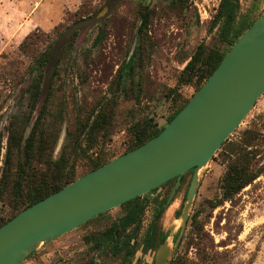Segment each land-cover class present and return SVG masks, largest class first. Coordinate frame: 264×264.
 I'll return each mask as SVG.
<instances>
[{
    "label": "rangeland",
    "instance_id": "1",
    "mask_svg": "<svg viewBox=\"0 0 264 264\" xmlns=\"http://www.w3.org/2000/svg\"><path fill=\"white\" fill-rule=\"evenodd\" d=\"M219 3L220 0H189L188 8L182 10L172 0H0V170L10 118L14 114L20 116L27 109L23 92L31 77L27 74L31 55L44 47L43 40L48 35L49 41L57 39L53 60L69 37L71 30L67 28L78 18L75 11L80 6L90 19L76 25L78 36L68 57L56 69L50 98L49 117L59 109L64 111L52 156L56 158L64 147L66 152L70 151L67 129L77 134L79 119L84 120L106 101L115 100L108 134L99 135L93 148L86 151V157L75 158L77 174L87 171L89 159L96 155L107 158L120 155L130 144L133 124L151 119L158 126L164 125L176 107L174 90L184 98L193 93L191 85L176 88L178 75L199 43L208 49L225 50L226 45L217 35L218 26L210 28ZM238 3L241 17L264 12V0H238ZM139 4H147L153 13L143 44L136 53L134 76L126 81L122 91L116 87L115 77L126 53L129 51L130 56L137 47ZM99 12L103 14L96 19ZM101 28L104 29L101 41L91 46ZM29 34L35 40L32 53L27 56L19 51V44ZM11 59L16 63L12 73H21L25 82L19 83L17 76H8L7 62ZM52 70L50 64L37 108L47 91ZM247 129L261 139L253 146L257 150L255 167L261 169L260 174L231 200L211 208L209 201L221 197V177L241 147L242 132ZM225 141L200 169L187 224L171 260L177 257L190 264H264V91ZM190 177L191 174H186L184 183L170 203H165L158 220L156 235H165L170 244L180 225L179 214ZM171 187L164 185L148 196L145 193L140 196L145 206L136 232L131 227L123 233L113 228L127 211L119 205L41 245L18 264H152L156 245L144 250L142 239L158 208L154 198L165 196ZM10 212L11 202L5 195L0 200V216L6 217ZM112 229L116 237L109 235ZM117 237H128L129 249L133 250L128 260L115 245L120 240Z\"/></svg>",
    "mask_w": 264,
    "mask_h": 264
},
{
    "label": "trees",
    "instance_id": "2",
    "mask_svg": "<svg viewBox=\"0 0 264 264\" xmlns=\"http://www.w3.org/2000/svg\"><path fill=\"white\" fill-rule=\"evenodd\" d=\"M172 3L182 10L189 6V0H172ZM238 11V0H220L219 7L210 24V28L218 26L217 35L219 40L226 45L225 50H221L217 47L208 49L203 43H199L190 59L180 71L176 86L177 88L182 85H191L194 87L193 93L189 97L184 98L174 90L176 107L167 117L164 125L158 126L156 123H152L151 119L133 124L130 127L132 133L130 144L121 154L138 147L157 135L207 80L241 33L247 29L257 17L264 13H248L241 17L238 15ZM137 12L139 20L136 29V38L138 40L137 47L136 49L134 48L130 56H128L129 51L126 53V56L118 67L115 77V85L122 91L125 90L126 81L132 80L134 76L137 66L135 63L136 53L143 44L153 9H150L147 4H139ZM75 14L78 15V18L74 19L67 28L71 30L70 35L62 43L53 60L52 54L57 39L55 38L49 41L48 35H45V40H43L45 43L44 47L36 55H31V62L27 67V74L31 75V77L29 81L26 82L23 92L27 98V109L20 116L16 114L12 115L7 126V144L0 170V200L3 199L5 195L8 196L11 202V212L6 217L0 216V226L22 209L114 158V156L107 158L105 155H96L93 159H89L90 165L87 171L81 174H77L75 171V158L86 157V151L93 148L99 135L102 134L103 136L108 134L112 126L113 103L115 99H111L110 102L106 101L102 106L99 105L98 108L88 114L84 120L79 119L77 126L79 132L77 134H73L67 129L66 135H68V140L71 141L70 151L66 152L64 147L56 158L52 156V152L59 137L64 113L62 109H59L54 116L49 117V104L55 83L54 78L58 73L56 69L60 63L68 57L75 39L78 36L79 30L76 25L90 19V15H85L83 6H80L75 11ZM56 28L57 27L54 28L53 32H55ZM61 32H59L60 35L62 34ZM103 34L104 29L101 28L94 37L91 46H97ZM60 35H58V37ZM34 40L33 34L27 35L19 44V51L22 54L30 56ZM14 61V59H11L7 62V68L9 70L8 76H17L19 83H23L25 79L21 73H12V69L16 67ZM50 64L53 70L47 81V91L43 101L37 108V102L42 93L46 80V72L49 70ZM260 140V136H256V133L250 129L242 132V137L239 142L241 147L228 162L220 180L221 197L218 201H209L211 208L218 206L224 201L231 200L239 191L258 177L261 169L255 167L254 157L257 155V150L253 148V146H257ZM1 142L2 134L0 133V156L2 149ZM225 142L226 141H223L220 146L224 145ZM191 172L192 170H189L181 177L180 185L184 183L186 174H191ZM174 181L175 178L168 180L145 193V196L155 192L159 187L164 185L170 188ZM188 184L189 181L187 187ZM167 197L168 192H166V195L163 197L157 195L154 198L158 208L142 239L144 250L153 245H156L155 249H157L159 244L165 239V235H159L157 237L156 229L158 220L164 212ZM140 198L141 197L138 196L121 204V206L127 208V211L118 219L117 223H115L114 229L119 228L121 233L130 227L132 228V232H136L139 229L141 215L145 206V203L141 202ZM195 216L196 215H193L192 222H195ZM114 229L109 232L111 237H116ZM117 239L120 238L117 237ZM115 245L123 252L125 260H128V257L133 254L132 248L129 249L128 237L116 241ZM169 262L168 264H190L188 261H181L177 257Z\"/></svg>",
    "mask_w": 264,
    "mask_h": 264
},
{
    "label": "water",
    "instance_id": "3",
    "mask_svg": "<svg viewBox=\"0 0 264 264\" xmlns=\"http://www.w3.org/2000/svg\"><path fill=\"white\" fill-rule=\"evenodd\" d=\"M103 12L96 14L98 19ZM264 91V13L245 29L182 109L154 137L22 209L0 226V264H18L41 245L170 179L166 205L192 170L173 244L152 264H168L186 227L200 177L221 143Z\"/></svg>",
    "mask_w": 264,
    "mask_h": 264
}]
</instances>
